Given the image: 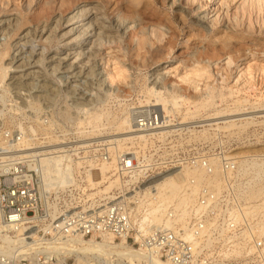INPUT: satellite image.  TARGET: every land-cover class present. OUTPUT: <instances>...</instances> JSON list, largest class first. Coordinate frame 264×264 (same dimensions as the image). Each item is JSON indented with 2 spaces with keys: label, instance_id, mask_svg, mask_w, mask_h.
I'll return each instance as SVG.
<instances>
[{
  "label": "built area",
  "instance_id": "1",
  "mask_svg": "<svg viewBox=\"0 0 264 264\" xmlns=\"http://www.w3.org/2000/svg\"><path fill=\"white\" fill-rule=\"evenodd\" d=\"M138 106L132 108L134 128L149 133L148 141L142 146L135 142L118 156L112 171V180L117 179L118 185L108 194L100 192L110 180L99 177V167L113 162L115 152L109 143L95 142L90 127L79 131L76 114L61 119L62 129L27 138L15 131L5 136L0 143L1 227L11 237L21 238L24 245L28 243L31 252L20 255L1 249L0 264H63L54 247L79 235L124 239L126 244L174 264H218L236 251L242 253L237 260H253L255 249L258 262L264 259V233L254 227L251 209L241 204V191L234 184L235 177L240 180L242 174L232 149L217 137L205 141L202 125L176 124L175 118L168 121L159 106ZM51 111L45 113L46 119ZM195 130L197 140L178 142ZM53 155L65 157L73 167L72 175L64 185L49 182L45 188L42 161ZM188 170L201 171L207 177L218 173L221 192L209 185L196 189V179L190 177L183 194L194 202L186 209L161 207V219L148 218L155 205L151 202H155L156 184ZM244 177L246 183L252 179L251 175ZM72 258L64 264H70Z\"/></svg>",
  "mask_w": 264,
  "mask_h": 264
},
{
  "label": "bare ground",
  "instance_id": "2",
  "mask_svg": "<svg viewBox=\"0 0 264 264\" xmlns=\"http://www.w3.org/2000/svg\"><path fill=\"white\" fill-rule=\"evenodd\" d=\"M15 0H0V13L6 12L7 14H15L14 18L3 19L1 23L3 26L9 27L8 32L6 35H10V38L13 35H18V32L22 30L28 23L32 21L30 18V11H31V1L29 0L23 3L22 6L18 7H10V4H13ZM75 1V0H74ZM73 1V2H74ZM102 4V8H105L106 11L108 8L112 10L111 14L115 12L122 14L120 19L118 18L115 22H112L110 27L108 26L107 29L115 28L117 31L124 32L129 28L131 23L135 22L136 18L144 19L146 18V9L142 4V0H98ZM183 4L186 5L188 8L195 7L196 5L204 6L209 13H213L215 16L213 19V27H219L223 24H228L232 29V34L234 37L244 38V39H252L253 37H261L264 36V0H182ZM44 6L48 7L53 12L64 11L66 8L70 7L72 4L71 0H43ZM15 4V3H14ZM98 9V8H97ZM149 12V11H148ZM17 13H19L17 15ZM153 12L152 15H154ZM159 14L156 12V15ZM155 16V15H154ZM84 17L83 11L77 12L72 17H58L56 21L55 27H48L46 23L43 25V29H35L36 31H29L27 33L28 38H25V42L20 44L17 48L18 55H14L12 57V61L18 60L19 55H27L24 57V62L17 66L14 71H22L24 67H27L32 64L33 60L35 59L34 55L37 49L34 47L35 40L38 37H41V41L43 38V31L48 29L50 31L49 39L52 42L53 39L57 38V30L63 27L64 23L72 22L76 19H81ZM157 17V16H156ZM175 18V17H174ZM165 19V18H164ZM177 20V19H176ZM78 21V20H77ZM167 21L166 23L157 22L152 23L147 27L146 32L143 33L144 39L146 41H153L154 44L159 45V48H163L167 43L171 42V38L173 36H177L179 34V30L174 27L173 21L169 14H167ZM178 22V21H177ZM103 21L100 22L98 19H93L86 24H81V26H76L70 28L65 35L67 34H76L77 41H82L84 37L86 40L95 37L94 44L97 46L101 45L98 43L102 39H106V37L110 36L106 32V28L103 25ZM180 23L182 26H185L188 22L186 20H181ZM37 26V25H36ZM164 27L170 31H166ZM39 27V25H38ZM41 27V26H40ZM200 27V26H199ZM196 36L199 38L206 37L207 33L205 29L200 27L197 29ZM95 31L94 34L92 32ZM128 32V31H127ZM126 32V33H127ZM137 32V31H136ZM131 33V32H130ZM133 33V34H132ZM131 34L136 37L135 32ZM30 34V35H29ZM5 35V36H6ZM139 35V34H138ZM33 36V37H32ZM106 36V37H105ZM32 37V38H31ZM134 37V38H135ZM138 37V36H137ZM232 37V36H231ZM233 38V37H232ZM35 39V40H34ZM225 39V37H224ZM264 39V38H260ZM91 40V39H90ZM142 40V38H141ZM87 42V41H86ZM224 45L221 47L219 46H211L209 50L206 52L207 55H220L226 54L229 55L227 61L223 64L225 68H229L231 71H234V76L231 77L232 80L235 81L234 85H240L242 83L253 86V82L259 81L264 83V62L258 61L259 53L264 54V50L261 48L259 52L253 50V47H250L251 51V59L246 63L238 64V56H235L233 51L240 52L242 48L239 47L236 50H233V43L230 39L223 41ZM240 42V41H239ZM141 43V41H140ZM139 43V44H140ZM237 43V42H236ZM143 44V41H142ZM146 43H144L145 45ZM256 44V43H255ZM261 44V43H260ZM44 49L47 50L49 46L47 44H42ZM240 45V43H239ZM16 46V45H15ZM142 46V45H141ZM237 46V45H236ZM241 46H244L241 44ZM262 46V45H260ZM14 47V46H13ZM28 47V48H27ZM257 47V45H256ZM11 44H6L3 48H0V83L4 82L5 79L9 76V72L12 69V65L10 63H5V59L7 56L11 55ZM31 48L30 51L28 49ZM143 48V46L141 47ZM171 48V47H170ZM208 49V48H207ZM98 50V49H97ZM77 52V51H76ZM245 52V51H244ZM87 54L83 49H80L78 55H85ZM247 54V53H246ZM94 53H91V56ZM246 55L243 54L242 57ZM249 56V57H250ZM213 56H209L211 58ZM237 57V58H236ZM44 54L40 56L34 66H40L44 62ZM247 58V57H246ZM245 58V59H246ZM205 59V58H204ZM60 61V65H56L53 69V73H56L58 70H61V65L64 59H57ZM95 64V63H94ZM221 64V63H220ZM116 69L117 71H102L99 73L101 77H105L102 81L107 85L110 86L111 89L108 93L110 98H115V100L119 101L120 95L115 90L112 91L114 85L120 81H126L127 77L131 76V83L134 81V77L131 74L126 73V69H122L118 62H116ZM221 66V65H220ZM29 68V67H28ZM90 68V67H89ZM88 68V70H89ZM95 66H92L90 69L91 73H94ZM114 68V69H115ZM22 69V70H21ZM45 72L40 74V71H33L29 73H23L22 75L12 76L11 79L14 81L13 84L17 85L16 89H20V87H29L35 89L39 92H45L46 84H41L42 82H47L44 78H48V70L44 69ZM221 70V69H220ZM75 69H72V66L68 67L67 70L64 72L72 73ZM85 70L81 68L79 71L75 73L74 76L70 77V75L66 77H60L63 83L67 81H72L75 77H83L85 75ZM86 74V73H85ZM128 74V75H127ZM88 75L91 77L90 73ZM165 75L159 74L156 75L155 78L147 84L146 78L142 80H135L136 82L142 81L144 85L140 91H138L139 95V106L138 107H148V106H159L162 108L163 112L165 113L168 121L173 120L176 118L177 110L176 108H180L186 105L193 114H199L200 111L206 109V105L213 102L214 93L208 95V100L206 103H191L186 100L183 96H180L174 92H166L162 86L159 84L161 83L162 79ZM89 77V78H90ZM213 77V74L208 65L200 63L195 64V68L191 69L189 73H185L183 75V79L187 81H191L194 83H198L199 80H209ZM71 78V79H70ZM88 78V79H89ZM134 78V79H133ZM137 78V77H136ZM228 77L222 75V82L226 81ZM28 79H33V82L27 83ZM146 81V82H145ZM9 84V86L12 85ZM128 83V82H127ZM118 84V83H117ZM152 84V85H151ZM49 85V84H47ZM232 85V86H234ZM244 85V84H243ZM19 86V87H18ZM81 85L75 84L72 85L71 93H77L80 91ZM115 87V86H114ZM237 87V86H236ZM53 88V87H52ZM234 88V87H233ZM232 87L229 89V96L234 97L239 93L238 89H233ZM15 89V88H14ZM27 89V88H26ZM116 89V88H115ZM166 89V88H165ZM254 89V88H253ZM70 90V89H69ZM47 91V90H46ZM51 91V90H49ZM134 92V91H133ZM47 96V95H46ZM45 96V97H46ZM87 96H92V93H87ZM35 97V96H34ZM43 97L42 95L40 96ZM48 97V96H47ZM85 96H81L80 98H84ZM220 97L223 99L225 96L223 92L220 93ZM237 97V96H235ZM36 98V97H35ZM39 95L37 96V99ZM37 99H27V103H19L17 100L10 99L9 96L1 95L0 96V139H1V131L6 128H18L20 131H15L17 135H20V138H27L29 136L37 135L38 132H47L50 130L62 129V124H59V116L56 113L48 115V119L44 116V108L39 100ZM34 100V101H33ZM42 100V99H41ZM40 100V101H41ZM88 101H93L90 98L87 99ZM110 100V99H109ZM114 100V99H113ZM88 102L89 104L91 103ZM116 102V101H115ZM249 100L247 98H236L228 107L226 111L229 113H234L236 111L245 110L246 106L248 105ZM101 106L91 107L88 112L85 114L87 118H81V121L87 119L85 122L84 127H90L91 133H102L108 132V135H103L102 137L95 138V142H107L112 147V151L115 152L113 162L103 163L99 167L101 171V176L103 180L109 179L108 184L105 185L101 189V193H111L112 189L118 185V180H112L115 163L118 161V156L126 153L133 145L138 143L140 146L144 145L143 143L148 141L149 133H144L141 131H137L134 128V117H133V105L129 107L127 104L120 102L118 109H113L108 104L106 105L105 102ZM111 103V102H110ZM77 104V103H76ZM260 104V103H259ZM137 105V104H136ZM113 106V105H112ZM253 107H256L254 103H252ZM86 108V107H85ZM89 108V106H88ZM52 109V108H51ZM48 110V109H47ZM87 111V109H85ZM49 111V110H48ZM57 111V110H56ZM52 112V111H51ZM67 112V111H66ZM81 112V111H80ZM59 113V112H58ZM223 113V110H218L216 115H220ZM81 114V113H80ZM77 116H82V115ZM83 114L84 116H86ZM62 115V114H61ZM66 115V114H65ZM62 115V116H65ZM67 116V115H66ZM65 117L60 118L65 119ZM77 116L74 117V120L77 119ZM178 117V116H177ZM82 121V122H83ZM62 123V122H61ZM254 123V120L237 123L236 120L230 119L224 122L223 127H219V129H238L239 134L243 131L247 130V127ZM77 125V124H76ZM80 126L82 124H79ZM77 125V128H81ZM169 125H173L170 123ZM113 131H111V130ZM110 130V131H109ZM8 131V130H6ZM5 131V132H6ZM80 131V129H79ZM12 132V131H10ZM4 133V132H3ZM9 132L6 133V135ZM203 135L206 137L208 134L207 129L202 131ZM197 131L190 132L186 138H178V142L182 143L192 142L190 140V136L196 135ZM4 135V134H3ZM5 136V135H4ZM22 136V137H21ZM109 141H108V140ZM3 140V139H2ZM2 140L0 142L2 143ZM107 140V141H106ZM4 142V141H3ZM57 147V146H56ZM249 152H239L233 154L235 158L238 157L242 160L239 161L240 169H241V177L240 180L238 177L235 179V186L239 188L241 191L239 199L243 206L247 204V209H251L249 213L253 217L254 227L261 228V233H264V151L256 153L254 155H248ZM54 154V153H53ZM47 155V154H44ZM44 169L41 175V181L45 188L49 184V182H60L61 185L65 184L66 177H70L72 172H70L73 167L71 164L65 160V157L62 155H53V156H45L43 157ZM92 167L94 163L91 164ZM65 167L68 169L66 170ZM246 175H251L252 179L249 183H246ZM90 176V173L88 174ZM190 177H194L196 179L195 188L198 189L203 185H209L216 187L218 191L221 192L222 190V179L221 176L216 173L212 177H207L203 172L196 171V170H188L184 173L183 176H171L156 184L157 191L153 195L155 197V202H151L155 205L152 207V212L148 218L153 220L161 219L160 208L161 207H171L175 209H186L190 203L194 202L193 197H189L183 194L185 182ZM101 183V182H99ZM98 185V184H97ZM151 193H147L146 195H150ZM143 195V194H142ZM251 204V206L249 205ZM3 215L0 212V251L1 249H5V251H18L19 254H29L31 251L29 249L28 243L23 244L24 241L21 238H13L11 237L6 230L1 227L3 225ZM61 245H56L54 247L55 252L59 255H62V261L67 260L70 257L76 258L80 263L79 264H174L170 261L164 260L161 256H157L155 253L147 252L144 249L136 248L126 244L125 240H115L112 236L103 235L101 238H96L95 236L86 238L84 236H74V237H67L62 240ZM254 249V248H252ZM227 257H238L241 256V251H236L233 254H226ZM233 262H226L222 261L218 264H264L262 263H255L253 260H247L241 262L240 260L230 259ZM243 261V260H242ZM264 261V260H263Z\"/></svg>",
  "mask_w": 264,
  "mask_h": 264
},
{
  "label": "rangeland",
  "instance_id": "3",
  "mask_svg": "<svg viewBox=\"0 0 264 264\" xmlns=\"http://www.w3.org/2000/svg\"><path fill=\"white\" fill-rule=\"evenodd\" d=\"M71 1L72 4L70 5V7L66 8V10H64L63 12H53L48 7H46V5L44 6L43 0H32L31 5H33L31 6L30 11V18L32 19V21L28 23L22 30H20L18 32V35H13L11 38L10 35H6L9 27L3 26L1 20L14 18L16 15H10L6 12L0 13V48H3V46H5L6 44H11V55L6 57L5 63H10L13 66L11 71L9 72V76L5 79L4 82L0 83V96L6 95L7 97L9 96L10 99L12 98V100H17L19 103L25 104L27 103V99H37V96L39 95V98L37 100H39L42 106H45L44 114L48 112V110L50 111L51 108L52 112L50 114L56 113L61 117H65L66 115V117H68L71 112L73 114H76V116L81 113L80 115L82 116H77V119L75 120L77 125L82 124L81 126L79 125L81 127L78 128L79 130L85 126V122L87 121V119H84V121L82 120V122L81 118H87L88 113L87 115L85 113L88 112L91 107L93 108L95 106H101L103 104L101 102H105V104H108V106H110L111 108L114 107L113 109H118L120 102L127 104L129 107H132L136 104L139 105L138 91H140V89H142L144 85H142V81L136 82L135 80H142V78H146L147 84H150V82L153 80V78L156 77V75L163 74L165 76L159 85L162 86L167 93L174 92L180 96H183L191 103H206L208 100V95L212 92L214 93V101L207 104L206 109H203L197 115L193 114L190 111V109L186 106L187 104L180 108H176L177 110H175L174 112H177V114L175 115L176 121H174V123L184 124V126H186L187 124L195 123L194 126L202 125L207 130H214L212 133H208L206 137L203 135L205 141L207 139L212 140L217 137L220 139V143L222 145H224L223 143H226V145H228L232 149L233 154L239 152H249L248 155H254L256 153L264 151V83L261 84L260 80H255V83L253 82L252 87L250 85L248 86L245 83L234 85L235 81L231 79V77L235 74L234 71H231L229 68H225V66L223 65L227 61L229 55L220 54L218 56L206 54V52L209 50V47L213 45L219 46L220 44L221 45L219 47H221L222 45H224L223 41L230 39L233 43V47H231L233 50H236L239 47L242 48V51L238 52V54L235 51L232 52L235 56H238V64H241L242 62L246 63L251 59V51L249 49L250 47H253L254 51L257 50V53L259 52V50H261V48L264 50V39H260L261 37L264 38V36L253 37L252 39H238V37H234V34H232V29L226 23L217 28L213 27V19L215 16L213 15V13H209V11H207L204 6L196 5L195 7H193V9L188 8L183 4L182 0H142V4L146 9V18H136L135 22L131 23V25H129V28L125 30L124 33L123 31H117V29H115L114 27L111 28V30L110 28L107 29L108 26L110 27L112 22H115L118 18L120 19V17H122V14L117 12L111 14L112 10L108 8L106 11L105 8H102V4L98 0ZM25 2L26 0H15V4H10V7H12L11 9H13L14 6H22ZM81 11H83L84 17L81 19H76L75 22H65L63 27L57 30L56 33L58 37L53 39L52 42L47 39L50 31H47L48 29H45L43 31L44 35L42 41L41 37H38L36 40L34 39L36 41L34 43V47L37 49V51L34 55L35 59L33 60L32 64L24 67L27 69H21L22 71H14L17 66L21 65L24 62V57L27 55V53H25L24 55H19L18 60L12 61V57L14 55H18L19 50L17 48L20 46V44L25 42V38H28L27 33L29 31H36L35 29H37V31L39 29L42 30L43 25H45L46 23L48 24L49 28L52 27L53 29L56 25L55 20H57L58 17L62 16L69 18L77 12ZM153 12H155V16L152 15ZM156 12H158L159 14L156 15ZM18 14L19 13H17V15ZM167 14L170 15L173 21L172 25L176 27L180 32L179 34L177 33V36H173L171 38L170 43H167L163 48H159V45L154 44L153 41H146V39H144V37L142 36L143 33L146 32L147 27L150 24L157 22H168ZM93 19H98L100 22L103 21L104 23L102 26L106 28V33L110 35L108 37L105 36L106 39L104 38L98 42L101 43V45L96 46L94 44V40L96 39L94 36L87 40L86 37H84L82 41H77L76 34L72 33L65 35V33L70 28L81 26V24H86ZM181 20H186L188 23L185 26H182V24L180 23ZM199 26L205 29V32L207 33L206 37L198 38L195 35L198 31L197 29L200 28ZM163 28L167 32L169 31L167 27L163 26ZM130 32H135L136 37L133 36V33L131 34ZM94 33L95 31L92 32V34ZM144 43L146 44L144 45ZM42 44H47V46H49L47 50L44 49ZM241 44H243L244 46H241ZM141 45L143 46V48H141ZM80 49H83L87 54L79 56L78 52L80 51ZM30 50L31 48L28 49V51ZM91 53H94V55L91 56ZM42 54H44L45 57L43 64H41L40 66H34L37 59L42 56ZM243 54H245L246 56L242 57ZM257 55L258 61L264 62V54L259 53ZM209 56L213 57L209 58ZM57 59H64V61L61 62V70H58L56 73L52 74L55 66L60 65V61H58ZM116 62L119 63L122 69L127 70L126 73L129 72L128 74L133 75V77L135 78H133L134 81L132 83L130 80V76L127 77V80L125 82L120 81L117 82L118 84L116 83V85H114L115 87L113 86L112 91H119V101H117L118 99L115 100V98H110L108 96L107 92H110L109 89L111 88L102 81L105 77H101V75H99V73L102 71H117L118 68H115L118 67L116 66ZM199 62H202V64H206L209 66L213 77L209 80H199L198 83L184 80L182 78L183 75H185V73H189L191 69H194L195 64ZM70 66H72V69L74 68L75 71H73L72 73L64 72ZM92 66L96 67L94 73L90 72ZM81 68L85 70L86 74L82 73L85 76L78 78L74 77L71 82L67 81L66 83H63L60 80V77L63 76H74L75 73ZM44 69H47L49 72L47 76L48 78L44 76L47 82L45 81L41 83L46 84V88L44 90L45 92H39L29 87L23 88V86L20 87V89H16L17 85L12 83L14 81L13 79H11L12 76H18L22 75L23 73H29L33 71H40V74H43L45 72ZM88 73H90L91 77L88 75ZM222 75L228 77L224 82H222L221 80ZM33 81V79H28L26 82L30 83ZM11 83L12 85L9 86V84ZM75 84L81 85L79 86L80 91H77V93H71L72 85ZM231 87H234V90L239 88V93L235 95L237 97L229 96V89ZM221 92H223L225 96L223 99L220 97ZM87 93H92L94 97H86ZM41 95L43 96L42 98L40 97ZM81 96L85 97L80 98ZM90 98H94V100L91 101ZM236 98H247L249 100L246 109L236 111L234 113L227 112L226 108ZM47 99L50 102H46ZM87 99L91 101L90 104L88 103L90 101H88ZM54 103H57L58 105H65V107L58 108V106ZM99 103L101 105H99ZM252 103H254L256 107H253ZM85 109H87V111ZM218 110H223V113L220 115H216L215 113H217ZM61 114L66 115L62 116ZM83 114H85L86 116H84ZM61 117H59V121H57L59 124H62L60 122ZM248 118L250 121L254 120V123L250 124L247 127V130L241 132L240 134L238 129H219V127L224 126V122L230 119L236 120L237 123H242L248 121ZM196 123H199L200 125H196ZM219 130L222 134V137H224L223 140L221 136L219 137V134L217 132ZM10 131L20 130L18 128H4V133L1 131L2 135L0 140L3 139L2 142L6 140V133ZM39 133L41 132H38V134ZM93 135L95 138H99L103 135L107 136L108 132L103 131L102 133H96ZM197 138V134L190 136L191 141L197 140ZM241 158L238 159L237 157L235 159L240 161L242 160ZM96 176H98V174H96ZM258 255L259 253L255 249L252 254L253 262H258ZM227 258L228 261L226 262H233L230 259L236 260V258L233 256ZM263 260L259 261L258 263L264 262ZM240 261L244 262L247 260ZM69 263L79 264L80 262L76 258H72Z\"/></svg>",
  "mask_w": 264,
  "mask_h": 264
}]
</instances>
